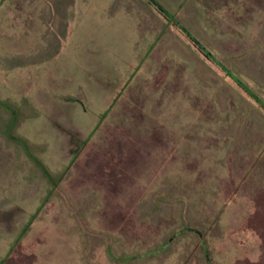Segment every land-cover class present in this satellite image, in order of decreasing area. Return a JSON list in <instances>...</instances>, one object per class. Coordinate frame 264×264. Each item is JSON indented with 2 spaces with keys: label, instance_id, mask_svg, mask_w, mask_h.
Segmentation results:
<instances>
[{
  "label": "rangeland",
  "instance_id": "rangeland-1",
  "mask_svg": "<svg viewBox=\"0 0 264 264\" xmlns=\"http://www.w3.org/2000/svg\"><path fill=\"white\" fill-rule=\"evenodd\" d=\"M157 1L263 105L149 0H0V100L51 175L0 107L1 264H264V0Z\"/></svg>",
  "mask_w": 264,
  "mask_h": 264
},
{
  "label": "trees",
  "instance_id": "trees-1",
  "mask_svg": "<svg viewBox=\"0 0 264 264\" xmlns=\"http://www.w3.org/2000/svg\"><path fill=\"white\" fill-rule=\"evenodd\" d=\"M153 5H155L157 7V9L163 13V15L170 21H172L176 26H178L179 28H181V30H183V32L190 37L198 46L199 48L203 51V53L209 57L210 59H212L213 61L217 62V64L219 66H221V68L238 84L240 85L248 94H250L258 103H260L261 105H263L262 101L260 100V98H257L252 91H250L247 86L245 84H243L239 78H237L234 74H232L230 71H228L224 66H222V64H220L215 57L207 50L203 47V45L195 38H193V36L180 24L177 22V20L174 18L173 14H171L170 12H168L157 0H149ZM0 107L4 108L6 111L9 112L10 114V123L9 125L6 126V130H5V134L7 135V137L14 139L15 141H17L23 148V150L25 151V153L29 156V158H31V160L40 168V170L42 171V173L46 176V177H51V175L48 173V171L46 170V168L44 167V165L31 153V150L29 149L28 146V142L26 139L17 136V135H12L10 133V127L12 125V122L15 119V112L14 109L11 107V105L9 104L8 101L6 100H0ZM34 217V213L29 217L28 221L24 224V226L22 227L21 231L19 232V236H21L28 228L29 224L31 223V220ZM202 243V242H201ZM203 247V245H202ZM203 249V253L205 256V259L207 261L206 264L208 263V258H206V251ZM106 252L110 253V249L107 246L106 248ZM109 255V254H108ZM111 255V254H110ZM109 255V256H110ZM131 256L125 255L122 257H119L122 260H128Z\"/></svg>",
  "mask_w": 264,
  "mask_h": 264
},
{
  "label": "crops",
  "instance_id": "crops-1",
  "mask_svg": "<svg viewBox=\"0 0 264 264\" xmlns=\"http://www.w3.org/2000/svg\"><path fill=\"white\" fill-rule=\"evenodd\" d=\"M24 226V225H23ZM22 226V227H23ZM22 229V228H21ZM21 229H20V231H21ZM22 236V235H21ZM21 236H19V234H18V237H21ZM5 259V256H2L1 258H0V264L2 263V261Z\"/></svg>",
  "mask_w": 264,
  "mask_h": 264
}]
</instances>
